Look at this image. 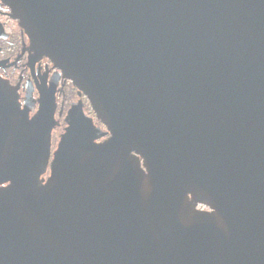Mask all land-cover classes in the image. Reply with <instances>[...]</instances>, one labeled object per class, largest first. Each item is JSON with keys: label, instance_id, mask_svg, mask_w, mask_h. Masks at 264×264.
<instances>
[{"label": "water", "instance_id": "1", "mask_svg": "<svg viewBox=\"0 0 264 264\" xmlns=\"http://www.w3.org/2000/svg\"><path fill=\"white\" fill-rule=\"evenodd\" d=\"M3 2L107 131L46 178L54 93L0 78V264H264V0Z\"/></svg>", "mask_w": 264, "mask_h": 264}, {"label": "flooded vegetation", "instance_id": "2", "mask_svg": "<svg viewBox=\"0 0 264 264\" xmlns=\"http://www.w3.org/2000/svg\"><path fill=\"white\" fill-rule=\"evenodd\" d=\"M10 13L9 6L0 0V78L16 89L19 124H26L38 113L42 95L54 93L55 124L51 130L49 166L44 173L49 178L61 138L71 126L66 117L73 105L80 108L83 118L92 119L94 125L104 132L107 127L97 118L88 97L70 79L65 78L48 57L38 52L28 31ZM106 138L104 136L96 143L103 142Z\"/></svg>", "mask_w": 264, "mask_h": 264}]
</instances>
